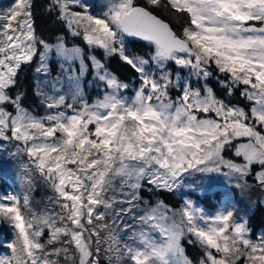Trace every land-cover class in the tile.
Listing matches in <instances>:
<instances>
[{
    "label": "snow or ice",
    "instance_id": "snow-or-ice-1",
    "mask_svg": "<svg viewBox=\"0 0 264 264\" xmlns=\"http://www.w3.org/2000/svg\"><path fill=\"white\" fill-rule=\"evenodd\" d=\"M33 7L0 10V148L26 157V182L39 175L53 196L37 211L26 193L0 195V221L15 233L0 264H264V236L253 240L234 206L209 215L141 194L215 172L264 195V0H103L99 12L88 0H49L63 33L51 41ZM157 13L182 20L180 31ZM128 37L151 55L130 53ZM112 57L137 77L131 95ZM31 65L43 116L13 93ZM213 68L223 98L208 83ZM89 75L102 86L91 102ZM236 92L243 105L228 99Z\"/></svg>",
    "mask_w": 264,
    "mask_h": 264
},
{
    "label": "rangeland",
    "instance_id": "rangeland-1",
    "mask_svg": "<svg viewBox=\"0 0 264 264\" xmlns=\"http://www.w3.org/2000/svg\"><path fill=\"white\" fill-rule=\"evenodd\" d=\"M103 3V0H88V4L92 6V10L95 12H99L100 6ZM14 5V0H0V10H5ZM71 45V43H69ZM127 46V44H126ZM128 49V47H127ZM98 57L102 56V50H98ZM130 53H134L128 49ZM140 56H150L151 50L145 55L134 53ZM100 55V56H99ZM53 75L58 71V67L55 63L52 65ZM213 75L218 74L215 69H212ZM182 76L187 77V70H184ZM195 85V77L192 78ZM92 80L91 75L87 76L84 81L85 87V98L91 102L93 101L102 91V86H97L95 83H89ZM129 83V89L125 93L127 95H131L135 88L139 86L138 79L136 80V84L132 82ZM175 92H173V96H175ZM46 111V109H45ZM46 112L40 116L45 115ZM15 148L11 145H8L4 148H0V195L5 194H17L18 196H22L23 194H28L33 209L39 211L43 209L45 206L49 205L48 198L53 196L52 190L48 191V196L45 193L44 199L40 201L39 205H37V201L31 199L34 190L39 187L40 180L37 179L39 175L32 176V183L28 184L26 182L25 170L23 169V164L27 162V158L22 155H14ZM225 156V154H224ZM225 158H229L226 157ZM235 184L234 180H231L229 177L224 176L222 173H193L191 175L185 174L183 178V185L179 188L174 189L178 194H181L183 202L179 207H171L172 209H180L185 200H191L193 204L205 211V213L212 215L216 211L235 207L239 210V215L244 217L247 220L248 215L255 209L258 203L264 205V195H261L258 191H252L250 193H241L239 189H235L233 185ZM147 187V186H146ZM221 190L223 195L221 198L216 199V202L213 206L205 205L204 203L200 204L197 202L196 196L191 193H196L201 196L207 192H211L213 190ZM43 191V190H40ZM148 199V197H145ZM156 202V201H155ZM154 203V202H153ZM11 230L10 238L7 240L6 245L12 239H14L15 233L12 227L9 225ZM249 228V227H248ZM264 236V227L256 234L255 237L251 238L253 240H257L259 237ZM194 238V237H193ZM5 248L0 251V254L6 251Z\"/></svg>",
    "mask_w": 264,
    "mask_h": 264
},
{
    "label": "trees",
    "instance_id": "trees-1",
    "mask_svg": "<svg viewBox=\"0 0 264 264\" xmlns=\"http://www.w3.org/2000/svg\"><path fill=\"white\" fill-rule=\"evenodd\" d=\"M49 0H33L34 7H33V13H34V21H35V29L36 32L43 36L45 39L48 40H54L56 35L63 34L62 33V26L57 23L55 20V14H50L47 9L46 5L48 4ZM137 2L141 5L144 4L145 0H137ZM158 15H162V18L165 19L167 22H170L171 26L174 30L180 31L181 25L183 24V21H177L175 19L170 18L167 15H163L161 13H157ZM68 42L72 43L73 38L71 36L67 37ZM76 43H80L79 40L75 41ZM127 47L130 51L138 54H147L149 52L150 47L147 45L146 42L138 41L134 39H126ZM99 51H97L98 54ZM100 56V55H99ZM101 57V56H100ZM109 69L116 74L122 81L124 82H132L136 84L137 77L131 72L130 69H128L126 66L123 65V63L119 60L118 57H112L109 58L106 61ZM34 65L31 66H24L22 67V70L19 73L18 77V89H14L13 93L15 91L19 90L24 92V105L29 108V110L33 111L37 115L44 114L45 108L40 103V98L35 95V89H34V77L35 73L33 71ZM223 78L221 74H214L208 81L209 85L213 87L214 89H217V94L220 95L223 98V93L219 91V86L216 83L217 77ZM231 100L233 104L243 105L245 102L242 100V98L239 95V92H236L232 97L228 98ZM226 157L232 158L231 151H225L224 152ZM39 179L40 185L37 187L31 199L37 201V205H39L40 201L44 199L45 193L48 196V191L51 189L43 182V180L40 178V176L37 178ZM0 185H2V182H0ZM43 190V191H40ZM144 197H148V199L152 202L155 201H163L164 204H169L171 207H179L181 205V202H183V199L181 197V194H178L175 190L168 191V190H151L149 189L146 192L141 193ZM196 196L197 202L205 205L213 206L216 202V199L221 198L223 195L221 190H213L211 192H207L201 196L197 195L196 193H191ZM146 199V198H145ZM248 227L250 229V233L252 237H255L256 234L264 227V205L261 203H258L255 209L248 215L247 217ZM11 230L9 228V224L6 222L1 221L0 223V251H2L5 246L7 240L10 238ZM192 239H195L192 237ZM184 246L186 248L187 254L192 258H198L200 255L199 247L198 245H192L187 243V239L184 241Z\"/></svg>",
    "mask_w": 264,
    "mask_h": 264
},
{
    "label": "water",
    "instance_id": "water-1",
    "mask_svg": "<svg viewBox=\"0 0 264 264\" xmlns=\"http://www.w3.org/2000/svg\"><path fill=\"white\" fill-rule=\"evenodd\" d=\"M129 39H134V40H138L139 41V38H133V37H128ZM141 41V40H140ZM1 223V221H0Z\"/></svg>",
    "mask_w": 264,
    "mask_h": 264
},
{
    "label": "flooded vegetation",
    "instance_id": "flooded-vegetation-1",
    "mask_svg": "<svg viewBox=\"0 0 264 264\" xmlns=\"http://www.w3.org/2000/svg\"><path fill=\"white\" fill-rule=\"evenodd\" d=\"M141 5V4H140ZM140 41V40H139Z\"/></svg>",
    "mask_w": 264,
    "mask_h": 264
}]
</instances>
